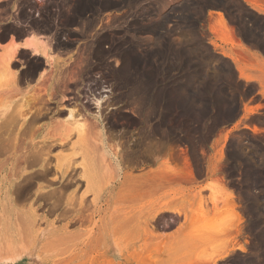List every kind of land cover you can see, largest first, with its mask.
I'll return each instance as SVG.
<instances>
[{
	"label": "rangeland",
	"instance_id": "obj_1",
	"mask_svg": "<svg viewBox=\"0 0 264 264\" xmlns=\"http://www.w3.org/2000/svg\"><path fill=\"white\" fill-rule=\"evenodd\" d=\"M32 1L38 7L44 4L43 0H0V30L11 24L27 22L23 13L28 11L27 5ZM108 1L113 4L122 2L123 6L105 11L90 35L74 42L71 52L55 53L52 48V53L57 56L61 70H65L77 58L79 48L107 33L111 40L104 47L111 52V56L106 61L110 68H118L125 50L135 48L140 57L138 70L141 75L145 78L147 73L153 74V92L160 93L166 87L170 91L176 116L171 149L157 152L152 159L142 162L125 163L123 160L121 177L103 194L99 205L92 201L95 193L83 181L75 186L74 206L62 202L53 214L49 213L50 204L34 198L35 191L32 190L28 193V201L18 205V209H25L32 202L39 217L49 213L48 221L46 218L39 220L40 232L35 234L17 222L15 211L12 216L7 214V190L12 191L14 186L4 187L3 190L0 182V264H264L261 257L264 254V149L261 151L260 146L248 142L243 145L238 138L243 157H246L245 163L228 157L226 164L219 165L221 157L227 158L231 144L229 150L227 145L224 150L219 145L217 156L209 161V169L221 168L227 176H215L201 186L196 171L202 173L206 167L205 158L210 148L205 141L218 123L236 115L237 103L222 104L219 95H215L216 98L213 96L212 99L218 109L208 107L209 114L202 113L201 102L205 103V97L210 95L197 86L193 89L194 109L184 114V105L176 94L184 87L187 74H217L230 67V63L214 55L210 47L225 53L229 52L228 46L241 48L243 61L252 64H255V58L263 59L261 53L254 54L250 50L251 44L237 39L236 31L239 27L245 28L246 22L256 23L251 38L264 44V16L247 4V7L242 6L239 0L237 6L230 9L234 23L227 18L224 10L215 9L216 5H224L227 0ZM248 1L264 11V0ZM39 10L32 11L31 16L41 18L43 11ZM24 37L20 36V40ZM7 42L8 39L3 38L0 46ZM121 51L124 52L121 54ZM18 54L14 63L21 72L26 70L21 63L26 58ZM251 68L256 70L257 67ZM104 72L108 73V70L96 68L92 76L93 79H104L103 89L102 85L99 84V87L91 80H85L68 93L79 104L84 103L90 111H96L94 100L89 99L94 89L89 90L88 85L91 83L93 88L96 87L95 96H101L104 116L122 111L133 119H122L120 123L123 124L109 129L106 128L107 120L102 122L108 142L132 145L141 132L136 101L125 97L118 101L116 98H120L121 94L123 96L126 89L121 88L112 76L102 77ZM7 85V81L0 78V113L9 111L18 101L12 99L9 93L8 96L2 95L9 89ZM229 91L233 92L232 87ZM236 91L235 88L237 96ZM55 105L51 104L52 107ZM206 118L212 124L201 131L199 127ZM184 120L188 125L179 126ZM110 133L113 136L110 137ZM185 137L190 143L182 142ZM250 138L248 134L242 135L246 141ZM0 154V167L6 163L9 168L13 162V151ZM72 156L77 160L81 155L73 153ZM258 156L259 160L256 159ZM185 168L190 170L189 175L182 174ZM8 171L5 170L6 175ZM13 193L12 197L15 196ZM52 201L54 199L48 202ZM250 202L256 204L255 214L247 208ZM165 206L182 213L161 210L156 214ZM63 209L68 212L60 215ZM178 214H182L181 218ZM189 214L191 217L188 220ZM182 222H187V226L178 234L166 235L174 232ZM153 226L154 232H151ZM242 238L246 239L245 243ZM250 245L254 246V251L249 256L234 253L239 250L247 254Z\"/></svg>",
	"mask_w": 264,
	"mask_h": 264
},
{
	"label": "bare ground",
	"instance_id": "obj_2",
	"mask_svg": "<svg viewBox=\"0 0 264 264\" xmlns=\"http://www.w3.org/2000/svg\"><path fill=\"white\" fill-rule=\"evenodd\" d=\"M43 1L44 4L39 5L40 7L36 5V2L28 3V11L23 13L27 22L11 24L0 30V45L3 38L8 39L7 44L0 46L2 48L0 78L7 81L9 87L8 90L5 89L7 91H3L2 95L9 93L12 99H18L9 111L0 113V119H2L0 120V153L13 151V162L9 168L6 167V163L1 162L0 182L3 190L4 187L14 186L12 191L7 190L8 203L5 205L7 214L12 216L15 211L17 222L22 223L23 227L34 234L40 232L39 220L47 219L49 213L56 212L58 205L62 202L69 206L74 204L75 186L80 181L94 191L95 197L92 201L99 205L103 194L115 186L121 177L123 160L125 163L142 162V160L152 159L157 152H168L171 149L176 126L173 125L176 116L169 96L170 91L166 87L160 93L153 92L154 81L151 79L153 74L147 73L148 76L145 78L143 74L141 75L138 70L140 57L135 48L121 51V54L124 52L123 56L121 55V65L118 68H110L106 59L111 56V52L104 47V44L111 40L109 34L103 33L95 41L88 42L81 49L79 48L77 58L67 65L65 70H61L59 66L55 51L71 52L74 49V42L87 38L105 11L112 7H122V2L113 4L108 0ZM39 9L43 11L41 18H33L32 11ZM20 36L25 37L20 40ZM52 48L55 49V53H52ZM17 54L26 58L21 62L22 68L26 70L21 72L14 63L18 57ZM28 60L30 62L25 65ZM235 60L241 75L245 76L244 67L238 59ZM96 68L107 69L108 73L104 72L102 77L112 76L121 88L126 89L123 96L121 94L120 98H116L118 101L124 97L136 101V108L140 113L141 132L132 145L123 142L113 145L108 142L103 124L105 120L108 122L106 128L109 129L123 124L120 123L122 119H130V121L133 119L122 111L104 116L101 111V96H95L96 87L91 86V83L96 86L100 84L101 88L104 86V79L98 78L100 79L98 81L97 78L92 77ZM186 79L184 87L176 93L177 99L184 105V114L191 113L195 106V102L192 103L194 96L189 88L191 83L189 84L188 77ZM85 80H91L88 88L91 91L94 89V92L91 93V98L88 97L94 100L96 111H90L84 103L79 104L74 100V96L71 97L72 95L68 93ZM218 98L220 99V96ZM206 100L211 99L205 97V103L201 102L203 107L201 104L200 106L203 108L202 113L208 115V107L214 110L217 107L212 100V103ZM54 103L56 105L52 107L51 104ZM145 105H149L147 109H144ZM251 111L247 107L246 112L251 113ZM187 125L185 121L179 126ZM109 135L111 137L113 133ZM187 140L189 141V138ZM230 144L229 158L241 159L245 163L246 157H243L238 138L231 140ZM124 145H127L126 148H123ZM57 148L59 150L55 151ZM73 153H79L80 158L76 160L72 156ZM5 170H9L8 176ZM32 190L35 191L34 198L50 204L48 214L39 217L37 208L32 202H29L25 209H18V205L28 201V193ZM12 192L15 195L13 197ZM52 199L54 201L49 203L48 201ZM247 208L255 214L256 204L250 202ZM161 210L182 213L180 210L165 206L157 210L156 214ZM67 212V209H63L60 215ZM179 216L181 218L182 214ZM190 217L189 214L188 220ZM186 226L187 222H182L174 232L166 235L178 234V231ZM154 228V226L151 228V232H154ZM262 236L264 242V235ZM261 257L264 259L263 253Z\"/></svg>",
	"mask_w": 264,
	"mask_h": 264
},
{
	"label": "crops",
	"instance_id": "obj_3",
	"mask_svg": "<svg viewBox=\"0 0 264 264\" xmlns=\"http://www.w3.org/2000/svg\"><path fill=\"white\" fill-rule=\"evenodd\" d=\"M239 1L242 6L244 5L245 7H247L245 5L247 4L251 9L256 10L257 12L261 13L264 16V11H261L258 8L254 7L253 5H251L248 0H243V1L239 0ZM239 1L238 0H227L226 4L219 5L215 7V9L224 10L227 18H229L234 23L235 21L231 19L230 9L236 7L237 6L236 4L239 3ZM255 24L251 22H246L244 24L245 28L239 27V31H236L237 39L241 41L242 40L246 41L247 43L251 44L252 48H250V50L254 54H256L257 52L261 53L263 56V59L255 58V64H252L251 62L243 61L244 52L241 48H232L228 46L227 48L229 49V52L225 53V52H222L221 50H217L215 47L214 49L216 51L212 47H210L211 52L214 55L216 54L220 56L221 58L227 60L230 63L229 64L230 67H228L226 71L224 72L220 71L217 74L206 73V72L187 74L188 82L189 84L191 83L190 84L191 86H189V88L192 93L194 91L193 90L194 87L199 86V89L201 91L204 89L203 90L204 92L210 93L209 99H211L212 101L214 100L212 99L213 96L215 97V95H219L220 100L222 101V104L229 105V104L237 103L236 115L226 122L218 123V125L211 132L209 138H207V140L205 141L208 143V147L210 148L205 158L206 167L203 169L202 173H198L195 170L196 175L198 177L197 181L199 180V183L201 182V186L206 185L215 176H219V175L222 177L227 176L225 171H223L221 168H216L214 170L209 169V161L210 159H215V157L217 156L218 154L217 152H219L218 151L219 145L221 146V150L225 149V145L228 146V150H229L230 141L233 140L234 138H239L241 144L243 145L247 144L248 142L250 145L253 144V145L260 146L261 151L262 149H264L263 148L264 147V44L254 42L251 38V32L255 31L256 29L257 24L256 25ZM263 28H264V23H263ZM223 46L225 47V45ZM216 52H219L220 55L217 54ZM235 59H238V61L244 67L246 71L245 76L241 75L240 71L238 70ZM252 66H256L257 67L256 70H253L251 68ZM211 78L213 79L214 82L212 81ZM191 87L193 88L191 89ZM231 87H232L233 92L229 91ZM235 88L237 90L236 91L237 96L234 93ZM211 100H208V102L212 103ZM247 107L250 110H252L251 113L246 112ZM201 124L202 125L199 127V129L203 131V130L208 129L209 126L212 124V122H210L207 119L206 121L201 122ZM243 134H248L249 137H252V139L250 138L248 141H246V139H242ZM182 142L190 143V141L186 140V137L183 139ZM261 151L259 153H261ZM228 157L229 155L227 151V158L223 159V157H221L222 161L220 162L219 165H221V163L222 165L226 164ZM256 159L259 160L260 157L258 156L256 157ZM182 174L189 175L190 170L188 168H185L184 173ZM227 183L228 182L226 181V184ZM245 240H246L245 238H242L243 243H245ZM252 248H254V246L250 245L249 252L247 254H252L251 253L253 252ZM234 253L242 255V256L245 255L243 253L241 254L239 250H236Z\"/></svg>",
	"mask_w": 264,
	"mask_h": 264
},
{
	"label": "water",
	"instance_id": "obj_4",
	"mask_svg": "<svg viewBox=\"0 0 264 264\" xmlns=\"http://www.w3.org/2000/svg\"><path fill=\"white\" fill-rule=\"evenodd\" d=\"M218 5H221V4H218ZM216 6H217V5H216ZM216 6H215V7H216ZM207 9H208V8H207ZM207 9H206V12H207Z\"/></svg>",
	"mask_w": 264,
	"mask_h": 264
}]
</instances>
